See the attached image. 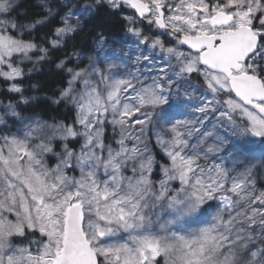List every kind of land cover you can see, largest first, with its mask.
Here are the masks:
<instances>
[{
	"label": "snow or ice",
	"instance_id": "6c2138e0",
	"mask_svg": "<svg viewBox=\"0 0 264 264\" xmlns=\"http://www.w3.org/2000/svg\"><path fill=\"white\" fill-rule=\"evenodd\" d=\"M37 6L0 0V264H264V0Z\"/></svg>",
	"mask_w": 264,
	"mask_h": 264
},
{
	"label": "trees",
	"instance_id": "16d2710c",
	"mask_svg": "<svg viewBox=\"0 0 264 264\" xmlns=\"http://www.w3.org/2000/svg\"><path fill=\"white\" fill-rule=\"evenodd\" d=\"M59 2L62 4H67L69 3V0H59ZM78 2L82 3L83 0H71V3L73 4V11L75 10V4ZM18 8L19 11L23 13V16L20 18L23 19L24 23L32 22L34 19L38 18V14L42 12V9L37 6V0H18ZM110 20L111 18L107 17L106 14H102L100 17L96 18L93 28L101 30L104 32L105 36H111L113 38H118L123 35L122 29L116 26L114 22H109ZM47 31V28H43L39 35H43ZM91 48L92 40L91 38H87V43L83 49L76 48L74 50L76 52H82L90 51ZM69 54H71V52H69ZM57 55L61 58L63 57V54L61 53H58ZM32 82H38L41 85V88L37 89L35 93H33L38 96L52 95L54 92H58L59 89L64 86V80L59 75H56L55 69L52 68L51 65H42L41 71L34 73ZM25 87L27 88V84ZM11 95L13 94H9V96ZM0 103L6 104L8 103V99H6L3 95H0ZM33 114L39 115L43 119H50L51 117L55 116L58 119H65L66 122L71 120V115L67 110L61 108L57 111L54 106L41 104L39 101L36 102V106L26 112L21 113L22 116H31Z\"/></svg>",
	"mask_w": 264,
	"mask_h": 264
},
{
	"label": "rangeland",
	"instance_id": "374dc122",
	"mask_svg": "<svg viewBox=\"0 0 264 264\" xmlns=\"http://www.w3.org/2000/svg\"><path fill=\"white\" fill-rule=\"evenodd\" d=\"M72 9H73V8H72ZM72 9H71V10H72ZM108 43H111V42H108ZM92 54H94V53H92ZM0 108H2V105H0Z\"/></svg>",
	"mask_w": 264,
	"mask_h": 264
}]
</instances>
